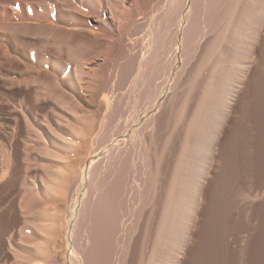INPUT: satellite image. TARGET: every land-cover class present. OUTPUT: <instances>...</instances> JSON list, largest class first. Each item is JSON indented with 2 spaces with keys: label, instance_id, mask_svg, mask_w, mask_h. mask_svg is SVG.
<instances>
[{
  "label": "bare ground",
  "instance_id": "obj_1",
  "mask_svg": "<svg viewBox=\"0 0 264 264\" xmlns=\"http://www.w3.org/2000/svg\"><path fill=\"white\" fill-rule=\"evenodd\" d=\"M4 1L28 22L0 23L19 91L0 95V264H187L264 57V0Z\"/></svg>",
  "mask_w": 264,
  "mask_h": 264
},
{
  "label": "rangeland",
  "instance_id": "obj_2",
  "mask_svg": "<svg viewBox=\"0 0 264 264\" xmlns=\"http://www.w3.org/2000/svg\"><path fill=\"white\" fill-rule=\"evenodd\" d=\"M7 4L10 3L0 0V23L11 26L28 22L24 18L15 17L13 9ZM51 6L54 10L60 7L57 3ZM41 8L37 6L35 9L40 11ZM79 8L81 11H88L84 6ZM146 11L151 12L142 11L137 18L148 17L151 13ZM66 26L70 29L79 28ZM90 30L92 33L105 34L96 23H93ZM261 61L251 85L247 88L248 91L244 92L239 115L227 141L221 178L210 205V213L187 264H264V57ZM49 66L50 64H46L37 70L41 72ZM70 67L72 66L67 67L66 71L69 72ZM1 89L9 94L8 101L14 99L12 94L17 90L5 88L2 80L0 95ZM8 103L3 104L7 107L0 106V113H7L10 106ZM3 131L6 129L0 130V136L4 138ZM37 142L42 141L36 140L34 143ZM240 186L263 189L251 205L238 206L234 193ZM4 194L1 193V200L2 197L4 200L8 198V194Z\"/></svg>",
  "mask_w": 264,
  "mask_h": 264
}]
</instances>
